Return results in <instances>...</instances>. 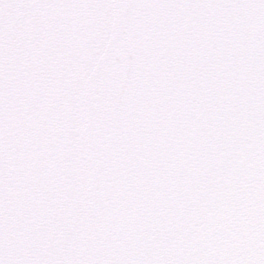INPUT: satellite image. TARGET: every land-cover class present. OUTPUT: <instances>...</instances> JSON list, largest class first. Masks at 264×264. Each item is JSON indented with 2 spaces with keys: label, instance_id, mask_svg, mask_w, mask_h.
<instances>
[{
  "label": "snow or ice",
  "instance_id": "1",
  "mask_svg": "<svg viewBox=\"0 0 264 264\" xmlns=\"http://www.w3.org/2000/svg\"><path fill=\"white\" fill-rule=\"evenodd\" d=\"M0 264H264V0H0Z\"/></svg>",
  "mask_w": 264,
  "mask_h": 264
}]
</instances>
